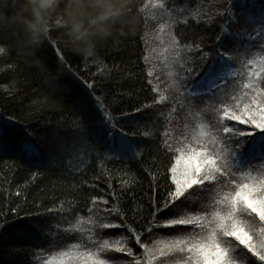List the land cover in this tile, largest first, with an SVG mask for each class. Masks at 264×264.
<instances>
[{"label":"snow or ice","instance_id":"snow-or-ice-1","mask_svg":"<svg viewBox=\"0 0 264 264\" xmlns=\"http://www.w3.org/2000/svg\"><path fill=\"white\" fill-rule=\"evenodd\" d=\"M122 7L123 23L114 29L133 22L130 16L134 6L126 3ZM237 7L239 16L246 17L248 23L264 24V9L251 13L247 0H229L227 6L215 12L206 11L201 0H143L139 8L142 22L146 28L150 22L158 25L154 42L162 48L160 53L152 49L151 55L146 50L143 57L147 66L145 102L123 111L119 104L124 93L118 94L119 101L114 96L109 103L107 95H95V82L82 80L90 105L100 116L97 131L98 139L105 141L104 152L99 153L86 140L60 145L61 151L65 147L71 151L66 161L70 170L78 172L86 167L95 153L101 155L99 167L110 177L107 189L92 197L87 220H77L76 225L61 229L59 225L64 221L56 217L75 213L76 208L64 209L63 203L48 207L38 198L33 200L37 211L12 207L0 213V220L9 222V213L15 219L27 220L26 234L41 243V238L46 240L53 228L79 232L83 246H95V251L83 257L86 264H109L101 258L107 251L132 256L127 245L133 240L144 247L140 243L142 234L129 224L128 211L132 212V223L141 227L149 224L146 235L161 229H193L182 238L158 241L151 251L145 248L149 264L177 257L176 264H255L252 257L264 262V228L257 237L253 219L258 217V222L264 224V163H253L264 162V42L256 44L250 42L256 38L230 31L231 25L240 24L237 13L232 11ZM201 29L215 35L211 46L206 44ZM4 51L0 47V52ZM55 51L63 66L60 49ZM195 57L201 63L197 64ZM40 59L46 65L43 57ZM105 71L111 75V69L101 68L93 76ZM58 84L59 78L55 77V85ZM115 111H120V115H113ZM75 119L77 124L81 122L80 117ZM12 123L9 119L0 124V153L10 150L4 134ZM149 143L155 144L167 162L164 173L159 174L166 184L163 203L156 200L149 205V216H138L140 206L122 211L120 200V194L130 192L136 179H127L130 174L121 170L118 193L110 170L104 166L106 162L131 164L142 159L143 151L135 149ZM24 150L41 152L30 141L25 142ZM74 163L79 166L73 168ZM149 175L157 179L156 173ZM42 176L41 172H33L30 183L35 184ZM89 187L95 191V185ZM22 195V189L17 188L14 196ZM110 201L114 203L110 205ZM24 202H28L27 196ZM197 203L200 209L193 212ZM160 217H165V222L155 223ZM105 220L118 223L102 222ZM109 230H123L127 235L115 242L93 239ZM60 256L67 264L76 258L71 249ZM36 264H40L39 256ZM43 264L52 262L44 260Z\"/></svg>","mask_w":264,"mask_h":264},{"label":"trees","instance_id":"trees-1","mask_svg":"<svg viewBox=\"0 0 264 264\" xmlns=\"http://www.w3.org/2000/svg\"><path fill=\"white\" fill-rule=\"evenodd\" d=\"M201 2L204 3L206 11L215 12L227 6L229 0ZM128 3L134 6L130 16L132 25L116 27L110 37L98 41L91 53L86 54L72 48L67 35L68 27L71 25L78 27L81 21L85 25L92 21H103L110 15L111 10L105 6L104 0H95L94 3L91 0H59L55 9L46 16L45 22L49 29L47 35L35 48V55L39 59L43 57L47 62L46 67L59 78V84L53 88L45 81L44 76L38 73L35 66L26 63L23 58L30 49L24 21L25 18H31V12L24 10L26 0H0L1 22L7 17V13L2 10L12 7L15 11L6 27H0V47L5 49L4 52H0V124L9 119L13 122L11 127L5 129L4 134L10 150L0 153V213L18 206L25 211H37L33 200L38 198L48 207L54 203H63L64 209L76 208L75 213L69 212L66 216L56 217L57 220L64 221L61 224L71 223L88 213L92 207L93 196L102 194L107 189L110 177L99 167L101 155L94 153L87 166L77 172L70 170L66 165L71 151L67 147L61 151L60 145L72 140H86L89 144L95 145L99 153L104 152L105 141L98 139L97 131L100 116L92 109L88 90L81 83L82 80L95 82V95H107L109 103L114 96L119 101L118 94L124 93L119 108L126 112L131 111L132 107H139L146 100V89L143 87L146 79L144 73L147 70L143 60L145 28L142 22L143 14L139 12L143 0H128ZM256 7L264 9V0L248 2V9L251 8L254 12ZM232 11H237L238 14L240 8H233ZM5 30L8 33H5ZM188 30L191 31V28ZM200 32L206 37V44L211 46L215 35L202 29ZM238 32L239 36L256 38L250 42L260 43L254 30ZM56 48H59L62 54L63 66L61 58L56 54ZM37 52L40 55H37ZM101 68L111 69V75L105 71L102 75L93 76V73H97ZM113 115L119 116L120 111L113 112ZM75 117L81 118L79 124ZM124 130L131 132L128 127ZM26 141L35 144L41 152L29 153L24 150ZM135 150L143 151L142 159L131 164L106 162L104 167L110 170L111 182L118 193L121 170L130 174L127 179L131 180L134 177L137 181L131 186L130 192L120 194L121 210L140 206L142 211L138 216H149L150 204L156 200L163 203L162 193L166 181L159 174L164 173L167 162L154 143L139 145ZM78 166L76 163L73 164V168ZM37 171L43 173V176L32 184L31 174ZM149 173H156L157 179L153 180ZM90 185H95V191L90 189ZM17 188L23 191L20 198L14 196ZM8 192L13 195L8 196ZM24 196H27V203L24 202ZM112 203L114 201H110V205ZM199 209L200 204L197 203L192 211L197 212ZM127 214L130 217L129 224L142 234L140 243L144 247L137 245L133 240L127 245L132 249V256L108 252V257L116 264H137V261L141 264L139 258L142 250L157 241L187 236L189 235L187 230L191 229L190 227L177 230L161 229L146 235L144 233L147 232L149 224L144 223L142 227L134 224L131 219L132 212L128 211ZM20 215L23 216L24 212ZM253 219L256 221V227L264 228V224H260L258 218ZM7 220L9 222L0 220L2 225L0 264H36L39 256L37 254L45 252L50 244L44 242L43 238L41 243L26 234L25 228L29 223L27 220L15 219L10 213ZM165 220V217H160L155 223L163 224ZM109 222L118 223L105 220V223ZM126 235L123 230H109L107 234L98 235V239L113 241ZM252 259L255 264H264L255 257Z\"/></svg>","mask_w":264,"mask_h":264},{"label":"clouds","instance_id":"clouds-1","mask_svg":"<svg viewBox=\"0 0 264 264\" xmlns=\"http://www.w3.org/2000/svg\"><path fill=\"white\" fill-rule=\"evenodd\" d=\"M91 2L94 3L95 0H91ZM58 3L59 0H26L24 5V10H30L31 18H25L24 21L30 49L23 58L26 63L35 66L37 71L44 76L45 81L53 88L57 86L55 85L56 76L35 55V48L39 46L49 30L45 22L47 14L51 13ZM104 3L111 13L103 21H92L88 25L81 21L78 27L75 25L68 27L67 35L74 50L86 54L91 53L98 41L107 39L113 34L115 25L123 23L122 6L128 3V0H104Z\"/></svg>","mask_w":264,"mask_h":264},{"label":"rangeland","instance_id":"rangeland-1","mask_svg":"<svg viewBox=\"0 0 264 264\" xmlns=\"http://www.w3.org/2000/svg\"><path fill=\"white\" fill-rule=\"evenodd\" d=\"M251 1H255V0H247V2H251ZM155 2V0H154ZM256 10L253 12L251 10V8L249 9V11L253 14H258L262 9L259 7L255 8ZM3 12L7 13V17L6 20L3 19V22L0 21V27H6V25L8 24V21L15 15V11L14 9H12V7H7L6 10H2ZM237 13V11H236ZM142 14V13H141ZM237 19L240 20V24H233L232 26V32L237 33L239 36V32L238 31H247L249 29H252L255 31L256 33V37L258 40H260V42H264V24H260L259 22L256 23H248L246 18H241L239 16V13L237 14ZM243 19V20H241ZM151 23V22H150ZM154 23H151L148 25V27L145 28V36H144V42H143V46H144V52L147 50L148 54L151 55L152 54V49H156L157 53L162 52V48L158 43H155L154 41L157 38V33H156V28L158 27V25H153ZM127 25H132V23H129ZM5 33H8L7 30H5ZM4 34V32H3ZM242 34V33H241ZM145 55V53H144ZM195 60L197 62V64L201 63L200 58L199 57H195ZM80 97V96H79ZM164 111H167L166 109ZM98 207H103V205H99ZM212 211V209H209V211ZM94 215V214H93ZM88 218V213L79 216L78 218H76L75 220H73V222H69V223H65V224H60L59 227L61 229L67 228L70 225L74 226L76 225L77 220H87ZM258 218V217H257ZM105 223V221H102ZM84 227H87V225H83ZM191 228V227H190ZM260 227H256L257 230V237H258V233L260 231ZM193 231V229L191 228L190 230H187V233H191ZM87 232H85V236H87ZM79 232L76 233H70V232H65V231H56L55 228H53V230L49 233L48 238L46 240H44V242L49 243L50 246L46 247V251L45 252H39L37 255H39L40 257V264H43L44 260H50L52 262V264H67V262L65 260H63V258L60 256L61 252H66L68 250L71 249L73 256L76 257L71 261V264H86L85 259L83 258L84 256H86V254L89 251H95V246L89 244L87 246H83L81 244V241L79 239ZM99 236H93V239H98ZM103 241V240H102ZM101 241V242H102ZM117 240H113V242H115ZM158 242V241H157ZM154 243L153 245L149 246L147 249H149L150 251L153 250L154 245L157 244ZM73 245H80L78 248H74ZM108 252H112V251H107L105 253L102 254L101 258L105 259L109 262V264H116L115 262H113V260H111L108 257ZM110 255V254H109ZM179 259V257L174 258L172 260H161L156 262V264H176V260ZM139 260L141 261V264H149V260L150 257L149 255L142 250V254L140 253V258Z\"/></svg>","mask_w":264,"mask_h":264}]
</instances>
